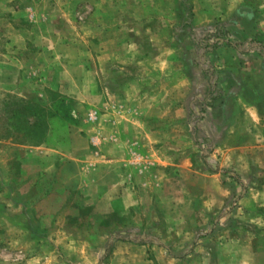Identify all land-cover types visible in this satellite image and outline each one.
<instances>
[{
	"label": "rangeland",
	"instance_id": "374dc122",
	"mask_svg": "<svg viewBox=\"0 0 264 264\" xmlns=\"http://www.w3.org/2000/svg\"><path fill=\"white\" fill-rule=\"evenodd\" d=\"M263 73L264 0H0V264H264Z\"/></svg>",
	"mask_w": 264,
	"mask_h": 264
},
{
	"label": "crops",
	"instance_id": "0c3cea01",
	"mask_svg": "<svg viewBox=\"0 0 264 264\" xmlns=\"http://www.w3.org/2000/svg\"><path fill=\"white\" fill-rule=\"evenodd\" d=\"M35 67L37 68V69H39L40 71H43L44 70V66L43 65H38V64H36L35 65ZM39 70L37 71L36 70V72H39ZM263 75H264V73L263 74H260L259 75V78L261 79L262 77H263ZM70 78H67L68 79V81L71 83V82H73V84L71 83V85H70V83L67 85V88L65 89V95H68V96H74V97H79V96H82V93H81V78H79L78 76H69ZM67 81V82H68ZM264 86H262V85H260V89L261 90H259V95H258V103L259 104H257V106H256V108H255V112H257V117H258V119L260 120V121H258V124H261L262 122H263V115H264V108L261 106V104H260V101L262 102V100H263V98H264V88H263ZM68 89L70 90V91H68ZM92 95V94H91ZM93 96V95H92ZM96 97V96H95ZM259 128V127H258ZM260 128H264V126H261L260 125ZM183 236H184V239H190V235H189V233H184L183 234ZM209 253H212V254H214V251L213 250H211V251H209ZM188 257V259L190 260V255H188L187 256ZM174 260L176 261V264H192V261H183V260H181V259H179V258H175V259H173V260H169V258H167V256L164 254V253H162L161 254V261H162V263L163 264H173L174 263ZM199 264H201L200 262H199ZM203 264H206V263H203Z\"/></svg>",
	"mask_w": 264,
	"mask_h": 264
}]
</instances>
